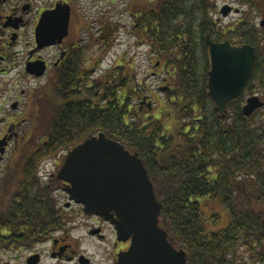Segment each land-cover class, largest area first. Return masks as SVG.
<instances>
[{"label":"trees","instance_id":"obj_1","mask_svg":"<svg viewBox=\"0 0 264 264\" xmlns=\"http://www.w3.org/2000/svg\"><path fill=\"white\" fill-rule=\"evenodd\" d=\"M231 1L249 9L224 31L238 34L227 41L251 45L257 58L253 79L230 102L224 117L208 90L205 41L210 36L223 42L209 14L210 0H160L143 13L139 27L158 59L155 66L159 63L168 73L163 107L145 108V80H138L136 73L130 76L121 65L93 81L92 88L85 89V100L72 94L69 110L61 106L47 132L48 141L36 152L40 159L57 155L104 133L138 154L162 204L161 226L171 244L187 252L189 264H264L263 214L243 208L238 199L245 187L252 200L264 203V107L250 117L243 114L248 97L264 100V28L257 29L254 12L264 13V0ZM170 120L176 123L172 131L165 125ZM37 159L27 160L25 177L33 175L41 161ZM34 190L38 195L21 198L6 212L0 209V241L7 226L37 225L45 236L49 228L63 224L56 199L46 188L36 185ZM21 192L31 191L23 187ZM209 203L220 204L228 213L226 228L208 230V222L219 218H207Z\"/></svg>","mask_w":264,"mask_h":264},{"label":"flooded vegetation","instance_id":"obj_2","mask_svg":"<svg viewBox=\"0 0 264 264\" xmlns=\"http://www.w3.org/2000/svg\"><path fill=\"white\" fill-rule=\"evenodd\" d=\"M132 1L127 0V6ZM114 4L115 0H102L99 8L101 10L105 8V13L110 14L109 9L115 8ZM78 6L83 7L82 4ZM65 7L70 9L68 35L61 42L44 45L41 42L43 22L49 21L52 16L63 15ZM76 7L75 0H0V132H3L1 140L4 139L7 143L1 162L14 140L13 137L18 138L17 132L28 131L25 127L28 119L22 117L32 115L30 107L34 104L29 99V95L34 97L41 95L35 88L30 89V84L41 89L45 86L49 87V96L38 98L40 101L38 108L44 103L55 116L61 106L64 107L62 111L69 110L72 94L86 95L85 89L92 83L90 77L98 71V64L97 67L92 68L87 64L83 49L86 40L84 31L87 30L82 20L85 14L78 16ZM99 13L104 15V12ZM112 14L116 17L118 13L113 11ZM132 15L135 18V13ZM140 17L136 16L137 19ZM160 69L158 63L154 67V79L161 80L163 71L158 72ZM31 70L38 73L33 74ZM40 72L42 73L39 74ZM10 76L12 79L9 81ZM6 80L9 81L8 86L14 85L13 91L4 86ZM166 80L164 79V83ZM17 93L27 97L23 99ZM143 104L145 102H142ZM132 105L133 108L134 103ZM133 113V111L129 112L131 115ZM26 164L27 162L22 167L23 177L20 184L31 192L29 194L21 192L23 188L20 186L19 192L16 191L10 198L8 209L14 203L20 202L23 197L38 195L32 185H41V180L32 175L25 177ZM62 166L63 164L60 163L58 169ZM56 182L62 183L63 186V194L57 198L58 205H62L65 196L68 200L61 208L63 214L61 217L65 223L53 229L49 228L45 236H40L37 225L3 228L1 230L3 241H0V250L3 251H0V263L119 264V255L129 250L131 240L121 241L118 231L111 222L100 216L87 215L83 206L71 202L64 191L65 184L58 181L54 174H51L46 187L52 200L51 191L54 193L52 186L53 184L55 186Z\"/></svg>","mask_w":264,"mask_h":264},{"label":"water","instance_id":"obj_3","mask_svg":"<svg viewBox=\"0 0 264 264\" xmlns=\"http://www.w3.org/2000/svg\"><path fill=\"white\" fill-rule=\"evenodd\" d=\"M232 9L224 7L223 16L228 17ZM69 20L70 9L65 7L63 15L43 22L41 42H61L68 35ZM260 25L264 27V21ZM206 46L211 62L209 94L216 111L224 117L230 102L243 93L254 77L256 49L248 44L234 46L230 41L218 43L210 36ZM263 107L262 98L250 97L243 114L250 117ZM6 144V140L0 141V161ZM57 179L65 184L70 201L83 206L87 215L111 222L121 241L131 240L129 250L119 255V264H187V252L173 246L161 226L162 204L138 154L100 133L68 153Z\"/></svg>","mask_w":264,"mask_h":264},{"label":"rangeland","instance_id":"obj_4","mask_svg":"<svg viewBox=\"0 0 264 264\" xmlns=\"http://www.w3.org/2000/svg\"><path fill=\"white\" fill-rule=\"evenodd\" d=\"M75 1L77 3L75 9L77 15L80 16V14H85L84 17L82 16V20L85 24V29L87 30L84 31L86 40L83 43V49L86 54L87 64L88 66L90 65V68L93 66L97 67L96 64H98L99 67L98 71L90 77V81L93 82L99 80L98 77L101 75H103V77L104 75H109L114 69L121 65L126 66L128 72H130V76H134L136 73L138 80H145L146 84L144 86L146 88V93L144 99H147L145 104H143L144 107L149 109L148 104L150 103V110H158L159 108H162V102L166 100V88L168 86L167 83H164V79L166 80L168 73L164 71L161 73L162 70L160 69L158 72L161 73V80L154 79V67L158 59L156 55L150 53L151 44L149 43L148 38L144 36L143 29L140 30L139 19H137L139 17L136 18V16H142L151 6L155 7L160 0H133L131 4L129 3V6H127V0H115V8L109 9L110 14L105 13V8L102 10L99 8L102 4V0ZM80 4H82L83 7H79L78 5ZM226 6H231L233 8L232 13H230L228 17H224L222 14V9ZM212 8L213 10H211ZM248 9V7H239V5L234 4L231 0H210L209 14L211 18L216 21V25L218 26L216 27V29H218V36L223 42L229 39H232V41L235 38L237 39V33H233L232 35L230 33H225L237 24ZM236 10L239 12L237 13ZM113 11L118 13L116 17L112 14ZM98 12H104V15L100 13L98 14ZM254 12L257 15L255 19L256 27L257 29H260L262 28L260 24L264 21V13H261L258 10H255ZM132 13H135V18ZM108 29L110 34H105ZM104 54L105 58L102 59ZM11 79L12 76L8 77L9 81ZM9 81L6 80L4 86H7L9 90L13 91L15 87L14 85L8 86L7 84ZM91 84L92 83L88 84L90 88H92ZM29 88H35L41 95H37L38 97H34L31 94L29 95V99L34 104V106L31 105L30 107L32 115H23L22 117L23 119H28L25 124L28 131L17 132L18 138L13 137L14 140L12 141L4 160L2 162L0 161V209L5 212L8 209L7 205L13 194L16 191L19 192L18 190H20V186L22 188L24 187V185L20 184V180H22L23 177L22 167L25 162L33 156H35L36 159H40V155L36 152L48 141L49 133L47 134V132L52 128L50 125H52L55 117L50 108L44 103L39 105L38 108V103H40L38 98L41 96H49V87L45 86L42 90L41 88H37V86L35 87V85L30 84ZM27 91H29V89H27ZM17 95L23 99L27 97V95L21 96L20 93H17ZM85 97V95L82 96L84 100ZM141 101L142 100H137V103H140ZM165 125L170 131H172L176 123L175 121L170 120L167 121ZM47 127L49 128L47 129ZM43 130L45 132H43ZM2 133L3 132H0V140L2 139ZM68 153L69 151H63L57 155H51L40 159L41 161L35 168L34 175H32V177L34 176L41 180L42 184L38 186L46 188L51 174H54L55 178L58 176V171H60L58 165L64 163ZM32 187L35 189L36 185H32ZM62 187V183H55V186L54 184L52 186L54 193L52 191L51 193L53 199H56L57 202L58 196L63 194ZM247 190L248 189L244 187L243 190L239 192L238 199L240 205L245 209L252 208L256 212H261L264 219V203L257 202L254 199L252 200L250 195H248ZM62 201V205L59 204L58 207L61 206L62 208L63 204L68 202L66 196ZM208 206L209 208L204 210L207 218L210 219L213 215L219 217L216 220V223L208 222V230L217 232L226 228L228 225V213L224 208L220 204L213 205L212 203H209ZM68 214L69 213H66V215ZM61 216H63L62 213ZM64 223L65 222H63V224ZM0 251L3 250L1 249ZM241 252L242 250H240L239 254L242 256ZM248 258L249 257L244 255L243 260L247 261ZM248 264L255 263L249 261Z\"/></svg>","mask_w":264,"mask_h":264}]
</instances>
